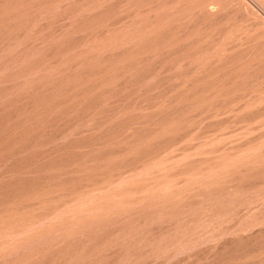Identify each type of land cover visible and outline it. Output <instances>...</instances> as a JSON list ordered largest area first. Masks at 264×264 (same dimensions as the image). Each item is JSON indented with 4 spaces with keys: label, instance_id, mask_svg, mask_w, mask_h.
Instances as JSON below:
<instances>
[{
    "label": "rangeland",
    "instance_id": "rangeland-1",
    "mask_svg": "<svg viewBox=\"0 0 264 264\" xmlns=\"http://www.w3.org/2000/svg\"><path fill=\"white\" fill-rule=\"evenodd\" d=\"M0 264H264V0H0Z\"/></svg>",
    "mask_w": 264,
    "mask_h": 264
}]
</instances>
